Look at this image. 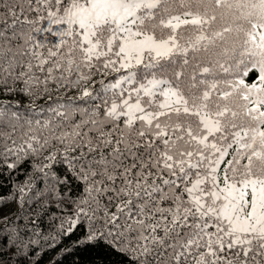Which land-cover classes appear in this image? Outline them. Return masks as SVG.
I'll return each mask as SVG.
<instances>
[{
	"label": "snow or ice",
	"instance_id": "1",
	"mask_svg": "<svg viewBox=\"0 0 264 264\" xmlns=\"http://www.w3.org/2000/svg\"><path fill=\"white\" fill-rule=\"evenodd\" d=\"M25 162L0 264H264V0H0Z\"/></svg>",
	"mask_w": 264,
	"mask_h": 264
},
{
	"label": "trees",
	"instance_id": "2",
	"mask_svg": "<svg viewBox=\"0 0 264 264\" xmlns=\"http://www.w3.org/2000/svg\"><path fill=\"white\" fill-rule=\"evenodd\" d=\"M32 169L30 166V163L25 162L23 165L20 166V168L14 172L11 176H8L5 174L3 179L6 181L3 187H0V196L8 198V200L11 199V194L14 191V187L16 184H22L26 179L27 176L31 173ZM62 175H66L69 185L73 188L76 187V182L72 175L70 173H66L63 169H60ZM15 211V205L13 204H7V206L4 208L5 212H8L9 210Z\"/></svg>",
	"mask_w": 264,
	"mask_h": 264
}]
</instances>
